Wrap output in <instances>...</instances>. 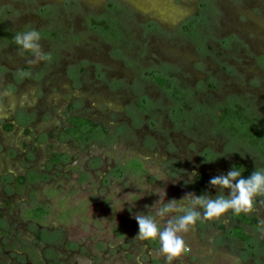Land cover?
Segmentation results:
<instances>
[{"label": "rangeland", "instance_id": "obj_1", "mask_svg": "<svg viewBox=\"0 0 264 264\" xmlns=\"http://www.w3.org/2000/svg\"><path fill=\"white\" fill-rule=\"evenodd\" d=\"M68 1L75 8L55 9L58 19L50 21L73 33L70 38L59 29L52 39L41 36L50 59L30 64L32 54H20L9 39L30 9L8 18L10 34H0L4 243L26 249L25 233L37 231L57 239L50 263L167 264L158 240L136 238L134 216L154 214L146 207L159 199L154 193L165 190L166 201L190 192L215 198L219 190L209 184L214 176L235 166L247 179L264 168V149L220 127L216 110L233 100L264 133V0ZM67 115L96 125L89 141L49 134ZM42 133L50 135L46 141L38 139ZM51 153L66 158L52 166ZM136 159L143 165L139 174L125 167ZM26 171V188L13 195L10 173ZM201 173L203 186L195 178ZM260 199L248 214L254 225L239 224L231 211L197 221L183 234L188 251L173 264H264ZM37 206L45 214L28 223L22 213ZM236 226L249 236L247 243L231 236Z\"/></svg>", "mask_w": 264, "mask_h": 264}, {"label": "clouds", "instance_id": "obj_2", "mask_svg": "<svg viewBox=\"0 0 264 264\" xmlns=\"http://www.w3.org/2000/svg\"><path fill=\"white\" fill-rule=\"evenodd\" d=\"M41 35L32 29L19 32L14 36V42L20 49V54H32L30 64H38L50 59L40 44ZM22 76L30 73L22 72ZM211 187L219 190L215 198L208 194L196 195L186 193L180 200H165L166 191L156 194L159 199L154 204L146 206L154 210V214H136L134 219L138 223L139 232L136 238L142 241H159V252L167 264L180 260L188 251L184 235L190 232L197 221L219 220L231 211L234 215H248L255 210L257 198H264V168L255 169L245 179L242 172L235 166L228 173L214 176L210 179ZM225 190L229 195H225ZM259 203L264 205V199ZM161 221H164L161 228Z\"/></svg>", "mask_w": 264, "mask_h": 264}, {"label": "flooded vegetation", "instance_id": "obj_3", "mask_svg": "<svg viewBox=\"0 0 264 264\" xmlns=\"http://www.w3.org/2000/svg\"><path fill=\"white\" fill-rule=\"evenodd\" d=\"M58 1L60 2V0H58ZM71 3H72V1H68V0L62 1L61 0V3L59 5H56V4L47 5L45 3L44 4H38L36 1H33V0H0V24H1L0 34H2V33L10 34V33L5 32L7 30L6 26H4L6 24V20H8V18H10V17L11 18L14 17L15 13H17V12L19 13V10H25L28 8L32 11V14L29 16L25 13L22 16V18L28 19V20H26V24L23 26H19L16 29H14L15 32L14 31L12 32L14 34H10V35L14 36L19 32H25L28 30L35 29V30H38L40 32V35L42 37L49 40L47 35L51 36V39H52V38H54V35L56 34L55 31H58V29H59L60 35L62 33H64V35H66V37L69 39L70 38L69 35H72L73 33H70L69 30H65V28H64V30L61 29L60 26L57 27L55 25H51L50 20H52L53 23L55 22V16H56L55 15V13H56L55 9L62 8L58 11H63L64 9L67 10V9H71V8L74 9L75 7L73 5L70 6ZM67 12H70V10H67ZM60 14H61V12H60ZM57 19H58V16H56V21H57ZM44 21H46V22H44ZM9 39L13 41L14 37L10 36ZM0 41H2V39ZM229 71H231V67H230ZM3 77L4 76H1L0 78H3ZM54 115H55L54 113L50 114V116H52V117H54ZM69 116H73V115H67L65 117V120L58 119L59 121L57 122V124L54 125V128L53 127L49 128V130L51 131L49 134L52 136L57 135V137H59V139H61L60 137H66V138L73 140L76 143L77 142L78 143H80V142L85 143L86 139H84V141L83 140L82 141L77 140V139L72 138L70 135H68L66 133V127H67V121L66 120H67V117H69ZM52 117H51V119H52ZM77 117H79V116H77ZM83 119H86V118H83ZM62 123H64L63 128H61ZM4 128H5V126H4ZM9 129H10V127H9ZM42 134L43 135L38 136V137H40L38 139L42 138L41 140L46 141L48 136H50L49 134H48V136L44 133H42ZM42 143H44V142H42ZM54 156H58V157L55 158ZM62 158H66L64 153H57V154L51 153L49 156V160H50V163L52 166L58 165V163L61 162ZM48 164H49V162H48ZM28 173L29 172L26 171L23 176H15L13 173H10V174H12V175H10L12 177V180L10 182V186L12 188L13 195H17V194L21 193L23 191V189L26 188L25 183H26V179H27L26 176L28 175ZM7 183H9V182H7ZM7 204H9V203H7ZM1 205L3 206V204H1ZM1 205H0V208H1ZM37 207L32 208V209L27 210V211L22 213L23 218L25 220H27L28 223H30L31 221H36V222L39 221V219L45 214L44 213L38 219H35L32 216V214H30V213L32 210L36 209ZM1 216L2 215L0 214V264H41V260H43V259L48 260L47 264L48 263L54 264V262L50 263V261L53 259L52 255H54V253H56V251L54 250V247L56 246L55 243H57L56 238L53 239V237L51 238V236H48L47 234L42 233V232L39 233L36 231L34 234L33 233L29 234L28 232H26L25 233L26 236H29L26 240V245H27L26 249H20V251L13 250L12 248L8 249L7 248L8 244L4 243L5 239H6V235H7V234H5V231H8L7 225H5V223H4L6 220L1 218ZM27 226H28V224H27ZM28 231L30 232V230H28ZM26 245H24V247ZM39 248H42L43 250L40 251ZM66 257H68V256H66ZM57 264H59V263H57Z\"/></svg>", "mask_w": 264, "mask_h": 264}, {"label": "trees", "instance_id": "obj_4", "mask_svg": "<svg viewBox=\"0 0 264 264\" xmlns=\"http://www.w3.org/2000/svg\"><path fill=\"white\" fill-rule=\"evenodd\" d=\"M1 26V24H0ZM105 27V23H96L93 22V27ZM106 29H108L106 27ZM154 80L160 85V86H166L167 84H164V81L160 78L155 77ZM169 89V88H168ZM233 102V100H231ZM229 102V100L225 101V104H221L216 110H219L221 112L220 119L218 121V124L220 127H227L229 131L233 133L234 136H238L239 138L243 140L251 141L253 145L258 146V150L264 149V133H261V131L257 128H255L254 124L247 120L241 112H239L237 106H235L234 103ZM229 107V108H228ZM233 107V108H232ZM67 127H66V133L70 135L72 138L77 140H83L89 141L91 138L92 132L95 131L96 125H94L90 120L83 119L81 117L77 116H69L67 117ZM261 143L262 145L259 146L257 144ZM206 150L205 157L211 156L212 152ZM55 158L58 156H54ZM142 163L139 160H131L126 162L125 167L133 170L136 173L144 172ZM197 183L199 186L204 185L205 177L204 174L201 173L197 175L196 177ZM201 189V188H200ZM32 216L35 219H38L41 215L44 214V211L41 207H37L36 209L32 210L31 213ZM235 220L241 224V225H254L256 224V220L249 217L248 215L241 214L239 216L234 215ZM230 234L232 237L236 238L241 243H247L249 240V236L244 233L241 226H236L230 230ZM261 250L264 252V242L260 244Z\"/></svg>", "mask_w": 264, "mask_h": 264}]
</instances>
